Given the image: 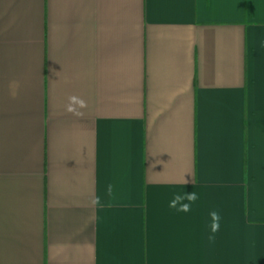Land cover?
I'll use <instances>...</instances> for the list:
<instances>
[{
    "label": "crops",
    "instance_id": "1",
    "mask_svg": "<svg viewBox=\"0 0 264 264\" xmlns=\"http://www.w3.org/2000/svg\"><path fill=\"white\" fill-rule=\"evenodd\" d=\"M0 264H264V0H0Z\"/></svg>",
    "mask_w": 264,
    "mask_h": 264
},
{
    "label": "clouds",
    "instance_id": "2",
    "mask_svg": "<svg viewBox=\"0 0 264 264\" xmlns=\"http://www.w3.org/2000/svg\"><path fill=\"white\" fill-rule=\"evenodd\" d=\"M70 104L68 107V111L75 112L73 108V104H78L80 108L86 107V102L78 97H70ZM78 114V113H77ZM187 183V180L185 181ZM109 191H111V187L109 186ZM198 194L196 192H185L183 194H176L174 198L170 201L169 207L176 209L177 211L181 212H189L191 210V205L195 203L198 199ZM94 203H99V198H96ZM209 219H210V231L212 236L210 239L214 238V234L219 231L220 229V213L217 210H212L209 212Z\"/></svg>",
    "mask_w": 264,
    "mask_h": 264
}]
</instances>
